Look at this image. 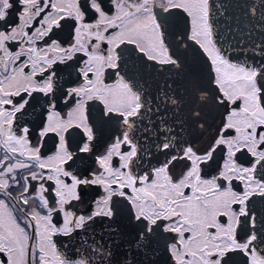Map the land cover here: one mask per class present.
<instances>
[{
    "label": "snow or ice",
    "instance_id": "1",
    "mask_svg": "<svg viewBox=\"0 0 264 264\" xmlns=\"http://www.w3.org/2000/svg\"><path fill=\"white\" fill-rule=\"evenodd\" d=\"M0 264H264V0H0Z\"/></svg>",
    "mask_w": 264,
    "mask_h": 264
},
{
    "label": "flooded vegetation",
    "instance_id": "2",
    "mask_svg": "<svg viewBox=\"0 0 264 264\" xmlns=\"http://www.w3.org/2000/svg\"><path fill=\"white\" fill-rule=\"evenodd\" d=\"M122 47H125V46H122ZM130 47V46H129ZM107 82H111V81H107Z\"/></svg>",
    "mask_w": 264,
    "mask_h": 264
}]
</instances>
